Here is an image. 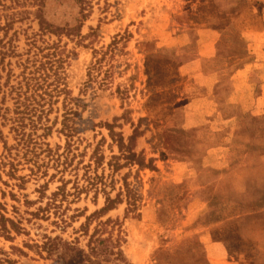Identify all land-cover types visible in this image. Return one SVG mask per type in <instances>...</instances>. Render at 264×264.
I'll use <instances>...</instances> for the list:
<instances>
[{"label": "rangeland", "instance_id": "obj_1", "mask_svg": "<svg viewBox=\"0 0 264 264\" xmlns=\"http://www.w3.org/2000/svg\"><path fill=\"white\" fill-rule=\"evenodd\" d=\"M40 1L0 0V264H264V208L252 206L264 152H236L264 146V118L244 119L236 133L218 108V119L187 127L198 86L183 69L217 7L230 9L226 20L241 16L237 30L264 33V0H91L83 13L75 0H44L51 24H81L70 36L40 30ZM251 55L261 65L249 85L260 94L264 48ZM37 69L50 81L59 72L52 95L36 90ZM21 114L25 127L14 128ZM102 123L126 141L138 127L135 150L157 170L114 171L120 151ZM125 181L137 207L124 192L88 218Z\"/></svg>", "mask_w": 264, "mask_h": 264}, {"label": "crops", "instance_id": "obj_2", "mask_svg": "<svg viewBox=\"0 0 264 264\" xmlns=\"http://www.w3.org/2000/svg\"><path fill=\"white\" fill-rule=\"evenodd\" d=\"M217 8L216 11L220 12L213 24L205 25L198 29L197 56L183 66V69L188 73L190 71L191 74L195 72L193 73L195 75L190 74V76L197 78L196 84L198 86V91L191 93L193 94L192 98L185 105L186 124L187 127L193 128L210 122L213 118L218 119L219 108L224 114L222 118L233 122L236 133H238L237 129L241 128L244 119L251 118L255 120L264 118V84L260 94L256 93L251 84L249 85V80L255 67L261 64L258 65L256 63L258 60L256 61L254 57L252 63L237 70L228 81L219 80L217 73L205 72L203 63L207 59L209 60L216 56L221 31L229 26L241 25L239 19L234 20V18H240L241 16L226 20L230 9L222 10L219 7ZM240 29L248 44L250 53L260 54L264 48V33L255 32L248 28ZM215 87L217 89L227 87V89H223L222 94L215 99L213 95Z\"/></svg>", "mask_w": 264, "mask_h": 264}, {"label": "trees", "instance_id": "obj_3", "mask_svg": "<svg viewBox=\"0 0 264 264\" xmlns=\"http://www.w3.org/2000/svg\"><path fill=\"white\" fill-rule=\"evenodd\" d=\"M81 7V12L83 13L91 0H75ZM91 7V6H90ZM36 18L38 19L40 30L44 33H50V34H55L57 36H61L62 34L70 36L74 32H77L81 28V24H78L75 27H60V26H55L54 24H51L48 22V20L45 18L44 14V0L40 1L39 7L35 11ZM84 17H86V14H83ZM253 57L248 49V44L242 35L241 31L237 30L234 26H229L228 28L224 29L221 31V37L218 42V47H217V53L216 56L207 59L206 61L208 63H211L208 66H204V70L207 73H217L218 75H221V78L223 81H225L226 78L230 79L233 74L239 70L244 68L246 65L252 63ZM209 69L211 71H209ZM48 71V70H47ZM39 69L36 70L34 76H30L33 80H36V83L34 84L36 90L38 89H43V92L41 93L42 98H44L45 95H52V88L51 85L55 84V90L59 89V83L60 74L59 72L55 71L54 75L55 78L50 81L52 78V74L50 72H43L42 74L38 75ZM35 73V72H33ZM38 78H42L44 82L42 83L41 80ZM50 81V82H49ZM47 84V85H46ZM51 88V90H50ZM20 95V94H19ZM18 101H20V98H18ZM22 105H26L28 108L26 102H20ZM18 109V108H17ZM1 110V108H0ZM185 110V108H184ZM18 112H20L18 110ZM22 113V112H21ZM186 113V110H185ZM22 115V114H21ZM4 118V117H3ZM67 116L65 115L64 119V128L65 129L67 125ZM15 123V127L18 129V126L25 127V118L24 115L22 117H19L18 119H13ZM17 125V126H16ZM100 125L107 126L110 129V134L111 137L113 138V141L117 143L120 151L119 156H114L118 161L120 159H124V163H119L118 161L113 162L112 160L109 162V166H111L114 171H118L124 167L128 166H137L139 170L142 169H150V170H157V167L155 165V159L150 158L146 160L143 152H137L135 150V145H136V139L141 136L142 132L136 127L133 131V133L128 137L127 141L125 140L124 136L121 133H116L114 131L113 125L109 123H102ZM51 130V127L48 128V133ZM0 135L1 130H0ZM2 137V136H1ZM258 150H261L264 152V146L261 147L259 145L253 144L249 147H247L245 150L241 151H236L241 153H249V154H254V152H257ZM93 157H95V162L97 163V167L100 165L101 160L104 159L103 156L97 157V150L94 151ZM161 159L166 160V154L161 153ZM13 165V164H11ZM211 171L218 172L219 170L217 169H212L210 168ZM12 176H15V173L11 174ZM125 192V198L127 203L132 209H135L137 207V199H136V193L134 190L131 188L130 184L125 181V190H120L115 198H112L111 196L107 195L105 199V205L100 209L95 211L92 215H90L88 218H92L96 215L101 216L102 214H105L109 212L110 210L114 209L119 203L124 201V197L122 196L123 193ZM258 192V197L255 199L254 202H252V206L256 209H263L264 208V185L260 188L257 189ZM210 205H215L217 203L216 195L209 196L208 199ZM2 220H6V218L2 215L1 216ZM9 220V219H8ZM11 223L15 224L12 220H9ZM221 221L217 219V222ZM67 248L69 250H76L75 247L71 245H67ZM68 250V251H69ZM160 261V258H159Z\"/></svg>", "mask_w": 264, "mask_h": 264}]
</instances>
